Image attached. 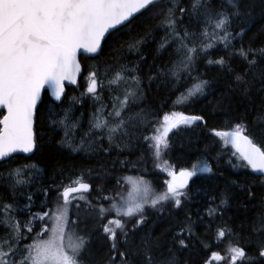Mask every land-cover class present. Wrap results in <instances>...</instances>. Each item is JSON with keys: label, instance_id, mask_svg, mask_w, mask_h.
I'll return each mask as SVG.
<instances>
[{"label": "snow or ice", "instance_id": "snow-or-ice-1", "mask_svg": "<svg viewBox=\"0 0 264 264\" xmlns=\"http://www.w3.org/2000/svg\"><path fill=\"white\" fill-rule=\"evenodd\" d=\"M258 6L264 17V0H0V264H264V28L249 35ZM81 54L96 63L82 68ZM201 64L223 79L220 97L200 114L159 117L154 92L174 96L173 108L213 94ZM83 71L84 91L69 98L65 82L80 87ZM85 99L80 132L85 114L74 109ZM217 113L222 128L210 123ZM196 129L209 140L177 169L165 159L172 136ZM46 137L96 167L44 182L32 157ZM134 149L135 162L111 159ZM224 159L239 177L217 192L210 182ZM149 162L169 177L162 190L144 175L108 187L117 163L146 173ZM32 189L44 197L39 211ZM229 208L238 223L225 219ZM150 213L167 222L158 234Z\"/></svg>", "mask_w": 264, "mask_h": 264}, {"label": "trees", "instance_id": "trees-1", "mask_svg": "<svg viewBox=\"0 0 264 264\" xmlns=\"http://www.w3.org/2000/svg\"><path fill=\"white\" fill-rule=\"evenodd\" d=\"M255 21H254V27L252 29V32L249 33V35L258 34L259 29L264 28V17L261 15L260 7L258 6L256 8V11L254 13ZM137 33L133 32L132 35L135 36ZM163 32H158V37L162 36ZM124 39H127L125 37ZM264 39V35H258V40ZM123 43V41H121ZM155 44L152 43L148 45L146 48V52H151L155 49ZM107 52V49H106ZM101 61H106L107 56H102L99 58ZM165 62L167 61V54H165L164 57ZM80 61L82 64V68H86L90 64H95V60L87 59L85 55L80 56ZM200 72L206 73L205 79H208L211 81V87L213 89V94L208 95L206 98H201L200 102H197L193 104L191 107H172V100L175 99L174 96H170V94L167 91L161 90L158 93L154 92L153 96L150 97V103L153 107V109L156 111L159 117H163L165 113H169L172 111H183L185 114H200L201 108L207 104L208 101H214L215 99H218L221 95V93L224 91L226 85L222 78H220L217 74V70L215 68L211 69H205L203 64H201ZM87 75V71H83L81 76L78 78V83L80 87L77 86H69L66 87L67 96L70 97H80L81 93L84 91L85 87V80L84 77ZM186 86H191L193 83L192 81H184L183 82ZM107 94H105L106 98ZM46 101H50L47 92L44 96ZM68 101H65V106H67ZM92 101L85 99L83 107L80 105L75 106V116L79 117L80 113L83 112L84 119L82 121L83 127L79 130L80 132L86 131L88 127V116L92 110ZM3 111V110H0ZM210 123L217 127L222 128L223 127V120L220 113L216 114V118L211 120ZM79 134V133H78ZM59 136H57V139ZM191 138V140H190ZM209 138L200 132V129H196L195 132H181L178 135L172 136V150L168 155L165 157V159H168L172 164H175L177 169L181 167H191V164L195 162L198 158H200L201 150L204 147L205 142H207ZM181 145H183L181 147ZM142 154L141 149H134L133 152H124L119 157H117L115 154L111 157L113 160H123L127 159L130 162L137 161ZM146 154V153H145ZM24 155H18V159L21 161L24 160ZM32 160L34 162H37L42 168L45 169V173L42 177L44 182H50V178L53 175L57 176V182L61 178L65 180V183H67V176L69 174H74L77 170L87 168V167H96V165L88 160L87 157L83 156L82 154H71L67 150L64 151H58L55 147H53L51 144H49L47 137L42 142V148L41 152H38L36 155L32 157ZM63 168L65 169V174L63 177L59 175V170ZM147 172L145 173L143 171V168L141 165H137L135 168L131 167L129 165L128 167H121L119 163L116 164L115 173L113 178L108 182V187L111 188L114 184V180L116 177H132L135 179L136 177L140 175H144L145 179L152 181L154 187L157 191L162 190V182L165 179H168L166 173H159L154 171V166L151 162L147 165ZM221 172H223V176L217 175L215 180L211 181L210 183L215 187V190L217 192L220 191L223 184L228 179H237L239 177V170L233 169L228 163L227 159L221 160L220 162V169ZM195 179V178H194ZM209 182H204V187H207ZM132 185L130 183H125L122 192L125 196L129 192H131ZM33 192H35V189H32ZM264 194L260 191L259 186L256 187V197L257 199L260 198V196ZM95 195V194H94ZM44 199L41 193L35 192L34 200H35V206L33 207V211H39V206L41 201ZM107 206V205H105ZM189 207L192 209L193 212V218H195V213L198 207L197 203L193 202L189 205ZM235 209L229 208L227 210V214L225 216V219H228L230 223H238V221L235 220L234 216ZM21 220L26 219V215L19 216ZM150 220L154 222L155 224V231L157 234L164 230V228L167 226V222L164 219H157L155 215L150 213ZM48 227L51 228V223L48 224ZM40 229L37 228L36 232H39ZM0 234H2V230H0ZM71 234V229L66 230V234L64 236L63 243L65 244V238L68 237V235ZM33 235L29 236V241L31 242V239L33 238ZM50 233L44 232L41 236L42 239H48ZM222 250V249H218Z\"/></svg>", "mask_w": 264, "mask_h": 264}, {"label": "water", "instance_id": "water-1", "mask_svg": "<svg viewBox=\"0 0 264 264\" xmlns=\"http://www.w3.org/2000/svg\"><path fill=\"white\" fill-rule=\"evenodd\" d=\"M81 55H84V54H81ZM79 78V77H78ZM69 86H75V85H70V84H68L67 82H65V88L66 87H69ZM46 92H47V94H48V96L50 97V99H52V97H51V91L50 90H46ZM0 110H2V109H0ZM4 111V110H3ZM18 155H24L25 156V154H18Z\"/></svg>", "mask_w": 264, "mask_h": 264}, {"label": "rangeland", "instance_id": "rangeland-1", "mask_svg": "<svg viewBox=\"0 0 264 264\" xmlns=\"http://www.w3.org/2000/svg\"><path fill=\"white\" fill-rule=\"evenodd\" d=\"M131 191H132V187H131ZM69 236L70 235H68V237L65 238V242H66L65 245H67L69 243Z\"/></svg>", "mask_w": 264, "mask_h": 264}]
</instances>
